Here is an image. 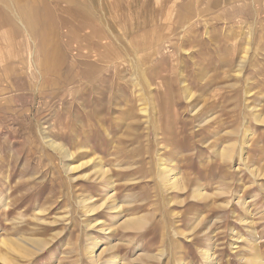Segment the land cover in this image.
<instances>
[{
    "label": "rangeland",
    "instance_id": "1",
    "mask_svg": "<svg viewBox=\"0 0 264 264\" xmlns=\"http://www.w3.org/2000/svg\"><path fill=\"white\" fill-rule=\"evenodd\" d=\"M114 257L264 264V0H0V264Z\"/></svg>",
    "mask_w": 264,
    "mask_h": 264
},
{
    "label": "bare ground",
    "instance_id": "2",
    "mask_svg": "<svg viewBox=\"0 0 264 264\" xmlns=\"http://www.w3.org/2000/svg\"><path fill=\"white\" fill-rule=\"evenodd\" d=\"M244 57V56H243ZM242 57V58H243ZM243 65V64H242ZM241 65V66H242ZM197 82V81H196ZM185 86V85H184ZM133 89V88H132ZM185 90H186V94H185V96H184V99H185V102L187 103V102H189L190 101V97H191V95H193L192 94V92H191V89L190 88H188V86H185ZM122 91V90H121ZM181 91V90H180ZM185 93V92H184ZM103 99V98H102ZM181 99H182V97H181ZM112 101V100H111ZM127 102H128V100H126ZM127 102H124V103H127ZM96 103L98 104H100L101 103V101L99 100V99H96ZM140 103V102H139ZM102 104V103H101ZM189 104V103H188ZM202 104V103H201ZM125 105V104H124ZM203 105H204V103H203ZM208 105V104H207ZM121 105L119 104V102H116V103H113L112 105H110L108 108H107V110L104 112V113H100L99 115H97V119H98V121H99V125H101L100 123L104 120V119H106V118H108V117H110V116H112L113 115V113L115 112V110L117 109V108H119ZM126 107V106H125ZM141 107H143V106H141ZM201 107V105H199V104H197L196 106H193V107H191V106H188V108H189V110H190V112L191 113H193V112H195V110L196 109H198V108H200ZM203 107V106H202ZM139 109V108H138ZM151 109H153V108H151ZM201 109V108H200ZM129 110V109H128ZM146 110V109H145ZM137 112H138V110H137ZM139 112L140 113H144L145 111L144 110H142V108H140L139 109ZM122 113V112H121ZM133 113V112H132ZM138 115V114H137ZM242 115V114H241ZM121 116V115H120ZM144 116V115H143ZM147 116V115H146ZM151 116V115H150ZM214 116V115H213ZM101 118V119H100ZM104 118V119H103ZM145 119V118H144ZM147 120L149 119V118H146ZM151 119V118H150ZM209 119V118H208ZM96 120V119H95ZM258 120V119H257ZM256 120V121H257ZM145 121V120H144ZM205 121V120H204ZM104 122H105V120H104ZM132 122V121H131ZM150 121L148 120V123H149ZM198 122V121H197ZM90 124H91V122H89ZM103 123V122H102ZM146 123V122H145ZM97 124V123H96ZM88 125V124H87ZM86 125V126H87ZM175 125V124H174ZM147 126V125H146ZM179 126V125H178ZM185 126V125H184ZM90 127H91V125H90ZM101 127V126H100ZM159 128V127H158ZM171 128H172V126H171ZM170 128V129H171ZM242 128V127H241ZM171 130H173V129H171ZM91 131V130H90ZM97 131V130H96ZM167 131V130H166ZM244 132V131H243ZM105 135L104 136H106V137H111L110 136V134L111 133H108V131L106 130L105 132ZM172 133H174V132H172ZM176 133V132H175ZM170 134V133H169ZM79 135V134H78ZM182 136V135H181ZM45 137V136H44ZM99 138H95V140H94V142H97V141H99L98 140ZM164 141V140H163ZM86 142H88V139L86 140ZM110 142V141H109ZM168 142V141H167ZM47 143H48V147H50V149H52L53 150V152L54 153H56L57 155H58V159H60L61 160V162H60V168H61V170H62V172H63V174L67 177V179H69V180H73V179H75V175H73V173L75 172V170H76V166H74V163H72L71 162V160L73 159L74 160V158H75V156L79 153V155L81 154L80 152L81 151H83V150H87L88 149V147H86V146H77V148L80 150V151H77V152H75V151H71V150H69V149H67L66 147H63V146H61L60 145V143H57V142H55V141H53V140H49V141H47ZM159 143V142H158ZM89 144V143H88ZM231 144V143H230ZM166 145V144H165ZM233 146V145H232ZM47 147V148H48ZM235 148V147H234ZM89 150V149H88ZM91 150V149H90ZM93 150V149H92ZM223 151V150H222ZM235 152V151H234ZM224 153V152H223ZM221 154V153H220ZM227 154V153H226ZM82 155V154H81ZM84 155H86V153L84 154ZM240 155V154H239ZM78 156V155H77ZM87 156V155H86ZM89 156V155H88ZM87 156V157H88ZM229 156V155H228ZM84 157V156H83ZM163 157V156H162ZM221 157V156H220ZM77 158V157H76ZM245 158V157H244ZM60 160H58V161H60ZM92 159H90V160H87V163H91L92 161H91ZM165 160H166V158L165 157H163V158H158V160L156 161V175H157V179L159 180L158 182H159V184L161 183V186L163 187V188H165V189H167L168 191H170L169 189H171V188H174V186H179V187H181V185L183 184V180L182 179H180V178H178L176 175H175V177H173V178H171V176L169 175V173H168V170H170L169 169V166L166 164V162H165ZM100 161H102V160H99V162ZM175 162V161H174ZM76 163V162H75ZM102 164V163H101ZM96 165H97V163H96ZM94 166V169L92 170V171H90V173H88L87 175H85V177L84 178H87L88 177V175H89V177L90 176H92V178L95 180V181H97V179L99 178V177H103V178H108V176H107V174H106V172H108V171H104L103 169H102V167L101 166ZM155 165V164H154ZM171 168V167H170ZM105 169V168H104ZM260 169V168H259ZM107 170V169H106ZM175 170V169H174ZM250 170V169H249ZM262 170V169H261ZM146 171V170H145ZM171 172V171H170ZM175 172V171H174ZM173 172V173H174ZM155 173V172H154ZM180 175V174H179ZM148 177V176H147ZM183 177V176H182ZM145 178H146V176H145ZM108 179H111L112 180V178H108ZM108 182H110V181H108ZM111 182H113V181H111ZM157 182V181H156ZM97 183V182H96ZM110 184V183H109ZM109 184H108V186H109ZM186 185H187V183H186ZM113 186V185H112ZM111 186V184H110V187H112ZM160 186V185H159ZM163 190V189H162ZM70 191V190H69ZM109 191V190H108ZM182 191V190H181ZM218 192V191H217ZM198 193V192H197ZM108 196L105 198L106 200H110L109 202H110V204H109V206L108 207H110L111 209H112V211L113 212H117L118 211V209L120 208V207H118V205H117V203H114L113 201H111V196L109 195V194H107ZM170 195V194H169ZM199 195V194H198ZM105 196H106V193H105ZM80 197V196H79ZM90 199V198H89ZM88 199V200H89ZM116 200V199H115ZM181 201V200H180ZM106 201L104 200L100 205H94V206H91V207H89L88 205H87V200L86 199H80V205L82 206V208L84 209V212L87 214V215H95L97 212H98V210H100L101 209V207L104 205V203H105ZM170 203H171V201H170ZM96 204V203H95ZM79 205V204H78ZM222 205V204H221ZM228 205V204H227ZM226 205V206H227ZM80 206V207H81ZM229 206V205H228ZM110 209V210H111ZM46 221V220H45ZM94 222H97L98 223V220L97 219H94ZM101 222V221H100ZM99 222V223H100ZM132 222V221H131ZM130 222V223H131ZM138 222V221H137ZM91 223V222H90ZM98 223V224H99ZM96 224V223H95ZM132 224V223H131ZM138 224V223H137ZM197 224V223H196ZM133 225H135V223L133 224ZM139 225H140V223H139ZM208 227V226H207ZM107 228V227H106ZM110 227H108V229H109ZM103 230V229H102ZM104 230H106V229H104ZM110 230V229H109ZM234 230V229H233ZM202 231V230H201ZM189 239H190V237H189ZM24 244V243H23ZM4 245V244H3ZM237 246V245H236ZM36 248V247H35ZM42 248V247H41ZM89 248H87V250H88ZM160 250V249H159ZM24 251H26V250H24ZM158 251V250H157ZM15 252V251H14ZM166 252V251H165ZM22 253V252H21ZM75 253V252H74ZM159 253V252H158ZM163 253V252H162ZM87 259H89V260H91L92 262H96L97 261V256L96 255H94V250H91V251H87ZM173 254V253H172ZM203 254L206 256V258H209V256L207 257V255L209 254V249H203ZM4 255V254H3ZM26 255V254H25ZM28 255V254H27ZM165 255V254H164ZM155 257H157L156 259H162V257H160V258H158V256H155ZM252 257V256H251ZM258 257V256H257ZM254 258H255V256H253L252 257V259L254 260ZM3 260H4V263H9L10 262V259H8V255H7V258L4 256L3 258H2ZM178 259V258H177ZM212 259V258H211ZM113 260V261H112ZM111 261H109L108 262V264H116L115 262H117V261H119V260H117L115 257L112 259ZM181 260H182V258H181ZM180 260V261H181ZM161 261V260H160ZM98 262V261H97ZM263 262V261H262ZM78 263V262H77ZM175 264H177V263H175ZM180 264H181V262H180ZM259 264H260V262H259Z\"/></svg>",
    "mask_w": 264,
    "mask_h": 264
}]
</instances>
